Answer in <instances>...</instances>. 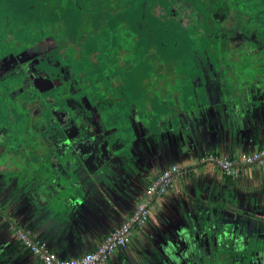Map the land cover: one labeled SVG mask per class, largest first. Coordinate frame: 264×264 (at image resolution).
Listing matches in <instances>:
<instances>
[{"label": "rangeland", "instance_id": "obj_1", "mask_svg": "<svg viewBox=\"0 0 264 264\" xmlns=\"http://www.w3.org/2000/svg\"><path fill=\"white\" fill-rule=\"evenodd\" d=\"M60 1L63 5L67 0ZM7 4L10 3L7 1ZM232 16L233 21H227L221 30L224 43L256 45L254 50L263 52L259 58H264V21L256 25L263 30L254 33V26H240L239 11H234ZM2 18L0 14V35L8 29ZM127 22L130 21L124 24ZM141 22L134 20L132 31L136 34ZM131 35L135 38L133 33H128L127 39ZM15 38L26 39L25 36ZM27 42L19 43L17 51ZM116 43L112 44L113 50L109 49V62L103 63L107 68L103 73L105 79L112 81L109 76H114L119 83L125 79L122 95L127 99L128 113L124 111L117 120L120 130L115 135L117 121L111 114L113 109L108 104L101 106L93 102L95 96L108 101L114 96L116 88L107 80L95 87L89 74H81L82 82L75 85L86 89L88 93L84 94L83 89L68 84L66 66L60 70L61 77L52 80L39 73L37 52L26 49L0 58V164L4 168L11 161L17 167L1 175L0 180L10 183L0 196L4 200L15 198L20 210L33 207L35 217L45 208L55 211L57 208H53L66 195L82 198L87 194L98 202L106 216L113 218L116 226L135 216L141 204L150 202L145 218L137 223L139 229L132 228L133 242L127 248L125 259L121 258L118 264H264V191L252 185L253 179L246 170H224L206 161L216 158L215 153L219 154L217 163L226 159L230 139L236 135L237 126L227 117L218 81V61L224 58L208 43L201 42L197 48L195 71L190 77L192 85L200 86V98L196 99L197 107L174 112L180 125L175 133L169 130L162 112H157L151 126L146 127L139 121L133 107L137 104L136 95L132 91L142 101L151 98L150 94L144 96L142 87L161 99L165 83L173 84L183 72L176 69L171 57H165L164 63L159 61L162 77L149 79L146 75L151 85L140 87L127 80L134 73L118 72L126 65L130 52L122 37ZM2 47L6 44L0 41V55ZM115 54L120 57L119 61L113 58ZM45 68L51 70L46 65ZM77 72L81 73L76 70L73 77ZM138 74L139 79L145 78L143 71ZM243 89L248 104L264 100V85L257 80ZM235 95L227 91L225 99ZM62 102L77 114L76 122H68L70 115L65 110L50 109ZM141 105L144 106L142 102ZM169 105L178 108L176 101H170ZM244 107L235 105V108ZM138 112L143 114V109ZM38 137L48 140H42L46 149L41 154L43 161L36 144ZM238 151H234V156L245 150ZM40 162L48 163L44 176L34 170ZM192 164L205 166L178 177L182 167ZM173 170L178 171V176L162 181L165 172ZM156 189H159L158 196L152 203ZM3 213L9 215L6 210ZM19 228L38 238L30 226ZM224 234H230V239L228 247L220 250Z\"/></svg>", "mask_w": 264, "mask_h": 264}, {"label": "trees", "instance_id": "obj_2", "mask_svg": "<svg viewBox=\"0 0 264 264\" xmlns=\"http://www.w3.org/2000/svg\"><path fill=\"white\" fill-rule=\"evenodd\" d=\"M7 1L10 4H7ZM1 4L3 6L0 8L2 10L0 14L8 29L0 35L1 43L6 44V47H2L0 58L10 53L18 54L26 49L29 52H37L36 67L39 73L47 75L52 80L54 77H61L60 70L66 66L69 72L68 84H74L77 89H83L81 93L84 94L88 93L86 89L76 86L82 82L81 74L85 76L89 74L95 87H98V82L107 80L116 88L114 96L108 101L103 97L99 99L93 94L96 98L93 102H98L101 106L110 105L107 107L113 109L111 114L116 121L120 119L124 111L128 113L127 99L124 100L122 95L125 79L123 82L120 80V83L114 79V76H109L113 78L112 81H109L108 77L105 79L106 76L103 73L107 71V68L103 63L109 62L110 50H113L114 46L112 44H117L116 39L120 37L125 40L130 54L126 65L123 64L118 72L134 73L135 75L132 74L128 81L140 87L143 84L149 87L151 76L162 77L159 61L161 64L164 63L165 57H171V62L176 69L183 72L173 84L165 83L166 87L164 86L165 91L162 92L161 99L142 87L144 96L149 94L151 96L149 100L144 98L142 101L141 96L138 97L135 90L132 91L133 95H136L134 102L137 103V106L133 107L139 121L146 127L152 125V119L157 112H162L169 123V130L177 132L180 125L174 112L197 107L196 99L200 98V86L192 85L190 76L195 71L193 63H196V50L201 42L212 45L215 48L214 51L224 58L219 60L217 65L223 101H242L245 95L244 86L255 80L264 85V58H259L263 52L254 50L256 45L234 46L229 43L226 45L221 32L227 21L230 23L233 21L234 11H239L241 27L246 28L252 25L255 27L254 33L263 30V27L256 25L261 20L264 21V0H67L63 5L60 0H3ZM135 19L142 21L141 29L137 31V34L132 31L135 30ZM126 21L130 22L124 24ZM9 29L11 31L8 32ZM128 33H133L135 38L131 35L127 39ZM23 36L26 39L15 38ZM26 40L28 42L25 47L17 51L19 43ZM11 44L15 48H12ZM219 46L222 48H217ZM113 58L119 61L120 57L115 54ZM45 65L51 70L46 69ZM76 70L81 73L77 72V75L73 77ZM141 71L145 74L144 79H139L138 73ZM77 79L79 82L74 83ZM157 84L156 82L154 85ZM168 88L171 89V92L169 89V95H167ZM54 89L56 88L52 90ZM227 91H233L236 94L235 97L225 99ZM98 92L100 91L97 88L96 93ZM173 96H175L174 100H172ZM171 97L172 99H168ZM49 101L51 102L50 99ZM170 101H176L178 108L171 107ZM50 109L67 111L70 115L69 123L79 119L77 114L63 102L59 105L53 104ZM141 109L143 114L137 113ZM100 112L102 115L103 111ZM118 128L120 127L117 121L114 135L116 131L119 132ZM39 139L36 144L41 150L39 153L41 155L46 152L42 142L46 140V137ZM227 158L232 159L233 156ZM44 159L41 155V160ZM13 164L14 162L11 166L16 169L17 167ZM47 166L48 163L45 162L32 169L44 176L46 175L44 168ZM203 166L205 164L187 166L185 169H180L177 176L182 177L183 174L187 176L193 169ZM242 168L244 167L233 169ZM157 196L158 194L154 196V199ZM6 222L8 227L9 219ZM229 239L230 234L222 235L220 250L228 247ZM20 249L29 252L19 240L6 249L1 257L5 258Z\"/></svg>", "mask_w": 264, "mask_h": 264}, {"label": "crops", "instance_id": "obj_3", "mask_svg": "<svg viewBox=\"0 0 264 264\" xmlns=\"http://www.w3.org/2000/svg\"><path fill=\"white\" fill-rule=\"evenodd\" d=\"M225 102L228 105L230 104L231 107L234 105L231 108L230 106L227 107L228 105L225 103V111L233 126L234 122L237 126L235 137L230 139L231 143L228 147L230 152L227 157L236 155L234 151H238L241 148L245 151L262 149L264 147V100L260 99V101L251 105L248 104L249 101L247 102L245 95H243L242 101ZM235 105H244L245 107L244 109H240L235 108ZM230 108L231 110H229ZM224 139V142H227V138ZM214 155L219 157L217 153ZM11 165V161L4 168L0 164V178L1 175H6L13 171L14 166ZM187 166L190 165H185L181 169H185ZM257 169H262L263 172L259 173ZM243 170H246L245 172L253 179L252 185L258 188L259 191H264V184H261L264 180V166L257 164L246 166L235 172ZM193 171L194 169L191 172ZM259 181L260 183H258ZM9 183L0 180V192L9 186ZM154 201L155 199H153L152 203ZM58 202V205L53 208H57L55 211L45 208L40 211V215L33 217L36 214L33 207H30L26 211L20 210L16 205L15 198L12 197L4 200L0 196V217L3 219V221L0 219V264H42L37 257L25 249L15 250L14 254L5 258L1 257L6 249L19 241L17 236L18 231H16L17 228L15 226L18 228L19 226H30L36 233V236L38 235L37 237L44 241L48 249L60 257L78 256L95 250L104 240L105 236L116 226L112 223L113 218L106 216L101 210L100 205H98V202L87 194H84L82 198L66 195ZM3 210L8 211L9 215H5ZM8 219L10 225L7 227L6 221ZM126 220L124 219L123 222ZM133 227L137 230L139 229L137 225ZM132 236L133 234L130 237L128 246L133 242ZM127 248L124 251L115 252L105 264H118L121 258L125 259Z\"/></svg>", "mask_w": 264, "mask_h": 264}, {"label": "built area", "instance_id": "obj_4", "mask_svg": "<svg viewBox=\"0 0 264 264\" xmlns=\"http://www.w3.org/2000/svg\"><path fill=\"white\" fill-rule=\"evenodd\" d=\"M206 161L217 165L219 168L221 166L224 170L256 164L264 166V147L253 151L241 152L237 156H233L232 159L226 158L219 163H217V157H210ZM177 172L178 171L174 170L165 172L162 181L169 180L170 178L168 177L177 175ZM158 190L159 189H156L154 192L152 201L154 196L158 193ZM145 203L146 202L138 207L135 216L130 217L118 227L112 229L95 250L78 256L60 257L55 252L48 249L42 239L33 238L28 232L22 229H19L20 231L18 230V240H20L23 246L32 255L37 257L42 264H105L115 252L124 251L127 248L134 224H137L139 220L145 218L146 208L150 202Z\"/></svg>", "mask_w": 264, "mask_h": 264}]
</instances>
